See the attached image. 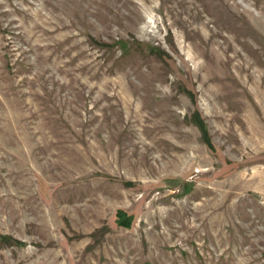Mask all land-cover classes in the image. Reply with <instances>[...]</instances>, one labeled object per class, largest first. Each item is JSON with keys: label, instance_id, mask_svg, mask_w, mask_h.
Here are the masks:
<instances>
[{"label": "rangeland", "instance_id": "374dc122", "mask_svg": "<svg viewBox=\"0 0 264 264\" xmlns=\"http://www.w3.org/2000/svg\"><path fill=\"white\" fill-rule=\"evenodd\" d=\"M203 1L0 0V264H264V0Z\"/></svg>", "mask_w": 264, "mask_h": 264}, {"label": "bare ground", "instance_id": "6f19581e", "mask_svg": "<svg viewBox=\"0 0 264 264\" xmlns=\"http://www.w3.org/2000/svg\"><path fill=\"white\" fill-rule=\"evenodd\" d=\"M255 2L256 5L259 4L260 0H253ZM181 4H187L188 5V8L190 9V11H192L193 15L197 18V19H203L204 17H207L206 16V10H207V4L203 1V0H181ZM179 5V4H178ZM187 8V9H188ZM182 9V8H181ZM184 9V7H183ZM188 9V10H189ZM185 10V9H184ZM262 11H264V7L261 8ZM186 12V11H185ZM188 13V12H187ZM205 14V15H203ZM230 15V14H229ZM225 16V15H224ZM193 17V16H192ZM230 17V16H229ZM192 19H195V18H192ZM193 21V20H192ZM214 21V20H213ZM212 22V21H211ZM193 24V23H191ZM208 24V23H206ZM213 24V23H212ZM201 25L204 26L205 23L204 22H201ZM206 26V25H205ZM236 26V25H235ZM193 30V29H192ZM196 30V29H195ZM217 30V29H216ZM194 31V30H193ZM219 31V30H218ZM233 31V30H232ZM196 32V31H195ZM198 32V31H197ZM220 33V31H219ZM233 33V32H232ZM237 33V32H235ZM246 33V32H245ZM234 34V33H233ZM199 35V34H198ZM211 37H214L216 36V31L214 30H210L209 31V34H208ZM239 35V34H238ZM243 35V34H242ZM235 36V35H233ZM240 37V36H239ZM243 37V36H242ZM253 38V37H252ZM212 39V38H211ZM216 40V38H215ZM235 41V40H234ZM211 42V41H210ZM239 42V41H237ZM213 43V42H212ZM227 43V41H226ZM235 43V42H234ZM245 43V42H244ZM229 44V43H228ZM238 44V43H237ZM219 45V44H218ZM222 45V44H221ZM226 45V44H225ZM240 45V44H239ZM207 49V48H206ZM229 46L226 45V47L224 48V51H229ZM219 51V49H218ZM222 52V51H221ZM236 54V53H235ZM211 56V55H210ZM212 57V56H211ZM239 57V56H238ZM234 58V57H233ZM230 60V57L228 56H225L222 60H219L218 63L221 64V66H227L228 63H229ZM252 61V60H251ZM257 61V60H256ZM260 61V60H259ZM253 62V61H252ZM258 62V61H257ZM259 63V62H258ZM261 63V62H260ZM245 64V63H244ZM237 65V64H236ZM235 65V66H236ZM250 65V64H249ZM248 66V65H247ZM239 67H241V69L243 68L245 71H247V69L249 68H246L244 67V65H240ZM227 69V68H225ZM238 69V67H237ZM249 71V70H248ZM263 71V70H262ZM228 72V71H227ZM230 72V71H229ZM237 72V71H236ZM262 74V72H261ZM224 75V74H223ZM241 75V74H240ZM264 75V74H263ZM241 77V76H240ZM233 78V77H231ZM246 78V77H245ZM250 78V75L247 76V79L249 80ZM231 80V79H230ZM230 80H229V83H230ZM233 80V79H232ZM224 81V80H223ZM240 81V85L243 87V85H247L245 83V81L242 79L241 77V80ZM226 82V81H225ZM228 82V81H227ZM232 83V82H231ZM236 83V81H235ZM234 83V84H235ZM250 83V82H249ZM221 84V82H220ZM237 84V83H236ZM238 84V85H239ZM251 85V84H250ZM253 85L255 87V90L252 91L251 90V94L253 95L254 99L257 100V103H256V107L257 109L259 110V112L251 119V122L250 124L248 125V128L250 130V138L252 140H254V142L258 145L262 142H264V104L259 100V98L261 97V95L264 96L263 94V91H264V81L261 79L260 81L259 80H254L253 81ZM221 86V85H220ZM236 87V86H235ZM237 88V87H236ZM246 88V87H245ZM224 89V88H223ZM227 89V88H225ZM239 89V88H238ZM224 91V90H223ZM246 91V90H245ZM230 93V92H229ZM237 94H242L243 93V90L240 89V91H236ZM232 94V93H231ZM230 94V95H231ZM234 94V93H233ZM229 99V98H228ZM264 100V99H263ZM263 105V107H262ZM253 115V114H252Z\"/></svg>", "mask_w": 264, "mask_h": 264}]
</instances>
